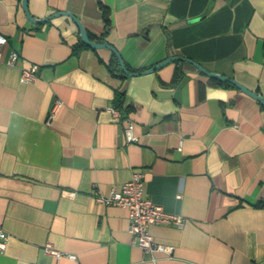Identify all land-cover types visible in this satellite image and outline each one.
I'll return each instance as SVG.
<instances>
[{
    "label": "crops",
    "instance_id": "crops-1",
    "mask_svg": "<svg viewBox=\"0 0 264 264\" xmlns=\"http://www.w3.org/2000/svg\"><path fill=\"white\" fill-rule=\"evenodd\" d=\"M25 10L0 0V264H264V107L186 62L113 76L108 49L76 48L70 18L41 22L72 14L132 73L182 57L264 99V0H26ZM117 94L133 143L109 111ZM136 171L144 195L184 219L149 228L174 247L154 263L132 245L127 210L93 199ZM47 243L76 260L48 256Z\"/></svg>",
    "mask_w": 264,
    "mask_h": 264
},
{
    "label": "built area",
    "instance_id": "built-area-1",
    "mask_svg": "<svg viewBox=\"0 0 264 264\" xmlns=\"http://www.w3.org/2000/svg\"><path fill=\"white\" fill-rule=\"evenodd\" d=\"M7 43V39L0 34V59L1 49ZM18 55L14 51H9L3 63L7 66H14L17 63ZM38 67L33 65L28 68H23L20 73L19 81L21 84H29L35 80V75ZM61 106V102L56 101L49 120L53 118L55 108ZM115 119L122 120L123 134L126 143L136 141L134 136V124L122 118L120 112L115 108L109 109ZM143 174L142 172H133L130 179L121 184L119 187H113L108 195L95 192L93 199L96 203L111 207H119L127 210L128 215V232L131 235V243L142 251L144 254L151 255V261L154 263L155 254L171 257L174 247L155 242L149 233V228L152 226H174L180 228L184 224V219L177 214L165 212L159 205L150 201L143 191ZM177 198H180L177 195ZM8 234L0 227V253L5 251L8 241ZM42 250L48 256L54 259L67 258L75 261L76 257L70 253H64L54 249L50 244H45Z\"/></svg>",
    "mask_w": 264,
    "mask_h": 264
},
{
    "label": "water",
    "instance_id": "water-1",
    "mask_svg": "<svg viewBox=\"0 0 264 264\" xmlns=\"http://www.w3.org/2000/svg\"><path fill=\"white\" fill-rule=\"evenodd\" d=\"M25 4H26V0H22V5L24 7V10H25ZM26 11V10H25ZM58 16H66L68 18H70L73 23L75 24V26L77 27L78 29V32H79V36H80V40L81 42L88 46L89 48L91 49H101V48H106L108 49L114 56L115 58L117 59V62H118V65L122 71V73L124 75H142V74H149L151 72H154L155 70H157L158 68L168 64V63H171V62H175V61H179V62H186L190 65H192L195 69H197L200 73H202L203 75L209 77V78H212V79H215L217 81H221V82H227L229 83L230 85L234 86L236 89H238L240 92L244 93L245 95L249 96L250 98L256 100L258 103H260V105L262 107H264V99H262L259 95L253 93L252 91L246 89L244 86L240 85L238 82L234 81L233 79H230V78H227V77H224V76H221V75H216V74H213V73H210L208 71H206L205 69H203L200 65H198L197 63L193 62V61H190L188 59H185V58H182V57H168L166 59H164L163 61L155 64L154 66L150 67L149 69L147 70H144V71H141L139 73H131L129 72L125 65H124V62L123 60L121 59L120 55L118 54V52L112 47L110 46L108 43L104 42V41H91L89 38H88V35L87 33L84 31V29L82 28L80 22L70 13H66V12H59V13H55L47 18H44L41 22L43 21H47V20H50L51 18H54V17H58Z\"/></svg>",
    "mask_w": 264,
    "mask_h": 264
},
{
    "label": "trees",
    "instance_id": "trees-1",
    "mask_svg": "<svg viewBox=\"0 0 264 264\" xmlns=\"http://www.w3.org/2000/svg\"><path fill=\"white\" fill-rule=\"evenodd\" d=\"M104 17H105V14H104ZM104 22L106 23L107 22V18H104ZM88 35V34H87ZM88 38L93 41V39H91V37L88 35ZM78 50L82 49V48H89L88 46L84 45L81 41H79V44L77 45L76 47ZM95 51V50H94ZM125 65V63H124ZM106 67L108 68L109 72L113 75V76H117V77H124L119 65H118V62H117V59L115 58V56L111 53V57H110V60L106 63ZM126 69L129 71V72H133L128 66H126ZM221 82V81H220ZM226 84H229L227 82H224ZM122 95H116L115 97V108L120 112L121 116L123 117V114L126 113V110L122 107Z\"/></svg>",
    "mask_w": 264,
    "mask_h": 264
}]
</instances>
